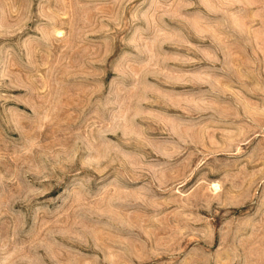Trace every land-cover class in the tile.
I'll return each instance as SVG.
<instances>
[{
	"label": "rangeland",
	"instance_id": "rangeland-1",
	"mask_svg": "<svg viewBox=\"0 0 264 264\" xmlns=\"http://www.w3.org/2000/svg\"><path fill=\"white\" fill-rule=\"evenodd\" d=\"M0 264H264V0H0Z\"/></svg>",
	"mask_w": 264,
	"mask_h": 264
}]
</instances>
